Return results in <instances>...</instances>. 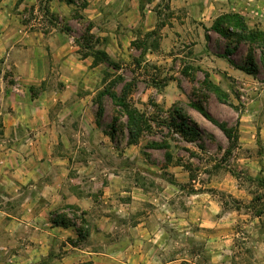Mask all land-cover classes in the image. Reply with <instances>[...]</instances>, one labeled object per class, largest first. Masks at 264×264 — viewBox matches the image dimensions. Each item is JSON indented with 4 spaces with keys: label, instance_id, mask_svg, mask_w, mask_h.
Instances as JSON below:
<instances>
[{
    "label": "rangeland",
    "instance_id": "obj_1",
    "mask_svg": "<svg viewBox=\"0 0 264 264\" xmlns=\"http://www.w3.org/2000/svg\"><path fill=\"white\" fill-rule=\"evenodd\" d=\"M23 2L14 0L12 6L17 10ZM23 8L25 14L20 17V12L16 11V18L43 29L47 35L60 34L61 42L66 40L73 46L70 64L51 55L48 48L45 65L49 68V77L31 90L33 95L43 90H63L66 83L61 78L62 70L68 68L73 73L69 80L73 96L68 97L67 104H80L84 108L67 114L61 102L54 110L60 122L69 123L68 128L62 130L76 140V147L80 151L90 147L95 162L93 173H96V179L91 180L92 187H101L102 179L109 183L110 174L121 169L125 172L124 187H172L168 196L172 221L166 231V245L171 253L165 258L174 260L184 256L191 262L181 264H212L208 252L209 233L201 232L198 222H191L189 233L183 235V229L189 225L177 220L185 217V212H189L192 221L200 216L192 207L187 211L183 196L186 192H196L194 187H204L201 189L219 202L221 220L217 232L226 249L232 247L240 260L254 264L255 224L251 221L254 216L264 214V177L261 172H249L248 158L259 156L263 147L258 144L244 147L239 141L242 132L239 133L237 123L247 105L241 97L240 82L227 76V70L222 67L226 59L218 55L228 46L237 45L236 61L255 63L259 74L252 76L263 83L264 47L225 38L211 27L219 17L232 12L243 15L252 29L264 31V0H73L72 3L28 0ZM205 27L210 31V40ZM102 52L116 67L103 60ZM222 77L226 79L225 85L223 80L218 83ZM214 85L229 94L227 104L219 100ZM127 86L128 103L145 113L148 122L138 144H129L127 117L122 109L108 94L101 95L109 89L120 95ZM197 105H203L213 116L218 114L217 119L237 129L238 141L230 142L218 126L201 114ZM87 112L92 114L96 125L89 133L80 127V120ZM263 117L264 113L257 111L250 121L260 123ZM184 122L196 128L195 137L182 132ZM129 145H134L139 163L117 156L126 152ZM102 170H105L104 176L99 174ZM205 197L211 199L208 195ZM70 207L75 206L53 211L50 219L52 222V218L67 214L70 222L88 230L89 235L78 240L77 229L65 226L76 229L78 238L71 242L77 244L88 239L93 224L86 212L79 207L72 211ZM151 210L150 206H141L124 215L109 207L100 213L113 218L120 215L132 218L139 211L147 214ZM205 222L211 224L212 221ZM115 226L120 224L113 225L107 235L108 243L115 241ZM233 234L237 236L235 244L231 245ZM246 236L249 239H244ZM161 244L163 247L162 241ZM10 259L11 256L4 255L0 264H17V258Z\"/></svg>",
    "mask_w": 264,
    "mask_h": 264
},
{
    "label": "crops",
    "instance_id": "obj_2",
    "mask_svg": "<svg viewBox=\"0 0 264 264\" xmlns=\"http://www.w3.org/2000/svg\"><path fill=\"white\" fill-rule=\"evenodd\" d=\"M13 1H0V263L4 255L11 256V261L17 258V264L89 261L94 264H181L189 261L184 256L174 260L165 258L171 253L166 245V231L172 221V205L168 199L172 187H124L123 169L109 172V183L102 179L101 187H92L91 180L96 179V173H93L95 162L90 147H84L83 151L76 147V140L62 130L68 128L69 123L60 122L54 110L61 102L67 114L84 108L80 104H67L68 97L73 96V87L71 89L69 84L73 73L68 68L62 70L61 78L66 83L63 90H43L37 95L31 90L49 77V68L45 65L49 58L48 48L51 55L70 64L73 46L66 40L61 42L60 34L47 35L43 29L16 18V11L20 12V17L25 14L23 6L28 0L17 10L12 6ZM222 67L227 70V76L240 82L241 97L247 105L246 119L244 113L237 123L239 133L242 132L239 141L244 147L246 144L263 147L259 156L248 158L249 172H261L264 177V119L260 123L250 121L257 111L264 113V82L259 83L251 74L235 70L227 60ZM221 80L225 85L226 79L222 77L218 83ZM214 116L219 118L218 114ZM80 127L86 133L94 131L96 125L90 112L82 117ZM117 156L139 163L134 145L127 146L126 152ZM103 173L106 174L105 170L100 176H104ZM194 188L196 192H186L183 196L184 204L189 208L187 211L193 208L202 217L192 221L189 212H185V217L177 218L189 225L183 229V235L189 233L191 222H198L200 231L209 233L208 252L212 264H250L240 260L230 244L226 249L221 240L217 232L221 220L219 202L201 189L204 187ZM67 206L79 207L93 224L86 241L74 244L71 241L78 238L75 228L51 222L52 212ZM141 206H150L152 210L147 214L139 211L132 218L122 215L113 218L100 213L111 207L126 215ZM253 218L251 224H255L253 238L256 242L252 260L254 264H264V214ZM209 220L211 224L205 222ZM115 223L120 224L115 226V241L108 243L107 235ZM236 236L233 234L231 245L235 244Z\"/></svg>",
    "mask_w": 264,
    "mask_h": 264
},
{
    "label": "trees",
    "instance_id": "obj_3",
    "mask_svg": "<svg viewBox=\"0 0 264 264\" xmlns=\"http://www.w3.org/2000/svg\"><path fill=\"white\" fill-rule=\"evenodd\" d=\"M66 1H68L69 3L73 2V0H66ZM205 29L207 31L206 37L208 40H210L211 39V36L209 34L210 31L206 27ZM211 29L216 31L218 34H220L225 38L228 39L235 38V40H237L239 43H244L252 47L256 45L260 47H264V31L252 29L247 23L246 18L239 13L231 12L219 17L215 21ZM237 50H238L237 45L233 47L228 46L226 50L223 53H220L218 56L221 58H225L235 68L242 70L248 74L255 76L259 74V70L255 63L239 64L236 61L234 55L236 54ZM101 54L103 56V60L107 61L110 65H113V67H116V64L110 61V58L107 56L105 52H102ZM206 76L207 78L209 77L208 73H206ZM213 84L214 83H212L211 85L213 86ZM111 87L113 88V86ZM128 87L129 86H127V90L123 91L120 95H118L116 91L110 89L103 91L101 95L108 94L114 101L115 105L119 106L122 109V112L127 117L126 128L128 129V133H129V144H138L142 133L146 130V128H148V122L145 113L141 112L139 109L135 107H132L128 103L126 99L127 98L126 91H128ZM214 89L216 91L219 100L227 104L229 102V94L227 95L226 93H224L225 91L218 85H214ZM197 109L206 119H208L209 121L213 122L216 126H218L230 142L234 143L238 141L237 129L231 127L226 121H221L216 117H214L211 114V112L207 110L203 105H197ZM179 115L182 116V114ZM185 124L186 122H184L182 125L181 128L182 132L187 136L189 135L191 137H195L196 128L191 127L188 124L187 125ZM155 146L161 147L160 145H155ZM70 209L72 211L78 210L76 207H70ZM52 222L55 225L74 226L79 234L78 240H83L89 235L88 230L79 227L77 223H75L74 221L70 222L69 218L67 217V214H61L59 219L58 217L52 218ZM83 222L85 223V220ZM81 264H94V263L85 262Z\"/></svg>",
    "mask_w": 264,
    "mask_h": 264
}]
</instances>
